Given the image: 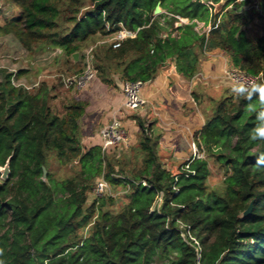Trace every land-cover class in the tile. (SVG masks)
<instances>
[{
    "label": "trees",
    "instance_id": "trees-1",
    "mask_svg": "<svg viewBox=\"0 0 264 264\" xmlns=\"http://www.w3.org/2000/svg\"><path fill=\"white\" fill-rule=\"evenodd\" d=\"M234 1L213 11L199 0H90L79 14L84 0H14L18 12L0 24V34H10L29 53L58 49L70 62L68 70L79 72L73 52L80 54L98 34L129 29L135 36L118 47L91 48L103 80L117 71L122 81L143 82L170 58L191 77L200 54L215 49L232 65L260 74L254 85H264V33L247 34L251 17L232 4L250 0ZM157 3L162 11L154 14ZM256 4L264 14V0ZM196 21L209 29L198 31ZM11 75L0 67V165L10 156V172L0 181L5 264H264V140L249 137L264 111L259 93L248 99L231 91L217 98L199 131L204 155L173 172L159 160L157 139L141 118L138 151L131 156L106 154L101 145L85 148L78 124L84 99L74 94L52 106L53 84L43 81L31 90L12 83ZM235 87L242 93L253 88ZM50 156L59 165L74 162L78 170L57 179ZM209 159L223 170L219 188L208 185ZM101 175L127 185V201L115 212L101 196L86 205Z\"/></svg>",
    "mask_w": 264,
    "mask_h": 264
},
{
    "label": "crops",
    "instance_id": "crops-1",
    "mask_svg": "<svg viewBox=\"0 0 264 264\" xmlns=\"http://www.w3.org/2000/svg\"><path fill=\"white\" fill-rule=\"evenodd\" d=\"M197 27L201 28L198 31L206 32L209 23L199 21ZM228 64H231L229 57L223 51H204L199 56L196 72L186 77L176 70L174 59H167L150 79L142 82L139 93L144 102L135 110H127L122 105V80L117 71L108 73L106 80L95 74L85 88L76 93L70 91L86 101L78 120L81 145L85 148L101 145L98 129L117 119L124 128L127 144L111 146L105 152L115 156L127 153L128 157L138 151L137 119L141 118L148 124V132L157 139L159 160L175 172L179 165L194 157V147L204 155L198 136L210 114L207 104L215 101L218 94L231 92L235 86L222 72Z\"/></svg>",
    "mask_w": 264,
    "mask_h": 264
},
{
    "label": "rangeland",
    "instance_id": "rangeland-1",
    "mask_svg": "<svg viewBox=\"0 0 264 264\" xmlns=\"http://www.w3.org/2000/svg\"><path fill=\"white\" fill-rule=\"evenodd\" d=\"M223 2L224 0H218L217 2H215L216 4L214 6L215 8L214 11L219 10V7ZM90 7H91L90 0H84L83 5L79 9V14H82ZM232 9L236 11L242 10L248 16L251 17L250 23L245 27L248 35H258L264 33V14L260 15L261 11L259 10L256 4V0H250L248 3L241 5V7L232 4ZM17 12H18V7L14 3V0H0V24H2L6 18H9L17 14ZM195 29L198 30L201 28H198L196 24ZM111 36H112L111 34L108 35L98 34L95 37L94 41L90 42L87 46H85L84 49L81 51V53L80 54L78 53L79 59L77 58V60H79L80 67L83 68L84 53L90 48H92L94 44L109 43L108 40L109 37ZM59 53L61 52H58V49H45L44 51H35L29 53L10 34H6V35L0 34V67H4L6 68L7 71H11V72L14 70L15 71L14 82L16 84L21 83L24 84L25 86H31L29 88L31 90L37 87L43 81L47 82L49 85L53 84L55 87L51 92V94L52 95L54 94L55 98L51 100L52 106L56 104L59 105L60 98L71 96L72 94H70V91H73L75 93L77 92L74 90H68L63 85L62 77L70 76L77 72L68 70L67 66H71L70 62L67 61L68 58H66V56L62 54H60L62 56L58 55ZM56 59L59 61H57ZM18 70H21L22 72L20 74H17ZM232 87H234V89H237V87L235 86ZM222 95L223 94H218L217 98H219ZM213 105H214V101L210 100L207 104L208 110L211 109ZM131 155L132 154H130L129 156ZM48 161H49V169L52 175L57 179L73 176L75 172L78 170V166L74 162L66 165H59L52 156L49 157ZM137 162H140V159H137ZM209 168H210V175L207 180L208 185L210 187H218V188L221 187L223 181V170H221L217 166V164L214 163L212 159H209ZM0 181H2L1 178ZM92 188L88 193V199L86 205H88L89 202L96 197L92 192ZM100 196L105 198L104 207L112 212H115L119 210L127 201V185H121V184L116 185L108 182V187ZM108 197H111L112 200L109 201ZM89 227L90 224L82 228L80 230V234L82 236H85L88 232Z\"/></svg>",
    "mask_w": 264,
    "mask_h": 264
},
{
    "label": "built area",
    "instance_id": "built-area-1",
    "mask_svg": "<svg viewBox=\"0 0 264 264\" xmlns=\"http://www.w3.org/2000/svg\"><path fill=\"white\" fill-rule=\"evenodd\" d=\"M202 3H205L209 6L210 9L214 11L215 2L213 0H199ZM197 26L199 24L198 21H196ZM136 34V31L129 30V29H121L118 31L113 32L111 37H109V43H111L112 47H118L122 40H124L127 37H134ZM165 35V34H164ZM90 50H87L84 54V63L83 68L70 76L62 77L63 85L66 89H71L74 91H79L83 88H85L88 83L94 78L96 71L93 66L91 56H90ZM223 75L229 79L234 85H237L239 87H243L245 90L252 87L257 80L259 79V75H253L251 73H248L244 70H241L240 68L228 64L223 67ZM14 76L15 71H12L11 75V81L12 83L16 84L14 82ZM21 84V83H17ZM25 88L29 89L31 86H25ZM142 85V81L140 80H123L121 87L122 92L124 95V101H123V107L127 110H135L140 105L143 104L144 100L140 96L139 89ZM98 134L101 137V149L103 151L107 150L111 146L118 145L120 143L127 144L126 134L124 131V128L121 126V122L117 119H114L110 121L107 124L102 125L98 129ZM194 156L200 157L201 154L197 152V150L194 147ZM187 167V165H185ZM108 187V181L101 175L97 180L94 181V185L92 188L93 194L98 197L100 196L105 189ZM180 226H182V223H180ZM184 232L181 231V235L184 236ZM190 236V235H189ZM191 237V236H190Z\"/></svg>",
    "mask_w": 264,
    "mask_h": 264
},
{
    "label": "clouds",
    "instance_id": "clouds-1",
    "mask_svg": "<svg viewBox=\"0 0 264 264\" xmlns=\"http://www.w3.org/2000/svg\"><path fill=\"white\" fill-rule=\"evenodd\" d=\"M234 93L237 95H245L248 99L251 97L253 92L259 93V100L264 102V85H253V88L247 92H241L239 89H232ZM257 123L250 130L249 137L252 141L264 140V123H258L262 118H264V111H261L259 115H257ZM261 161L258 160V163ZM3 256V249H0V257ZM0 264H5V260L0 258Z\"/></svg>",
    "mask_w": 264,
    "mask_h": 264
},
{
    "label": "water",
    "instance_id": "water-1",
    "mask_svg": "<svg viewBox=\"0 0 264 264\" xmlns=\"http://www.w3.org/2000/svg\"><path fill=\"white\" fill-rule=\"evenodd\" d=\"M160 11H161L160 5H159V3H157L155 5L153 13L156 14V13H159ZM180 23H181L180 21H177L176 25H179ZM71 56L74 60H76L78 58V52H73L71 54ZM9 158H10V156H8L6 158L3 165H0V178L3 180H5L8 177V174L10 172V170H9ZM42 172H43V177H44L46 175V169L44 166H42ZM250 208H251V204H248V206L241 212V216L245 217L250 212Z\"/></svg>",
    "mask_w": 264,
    "mask_h": 264
}]
</instances>
